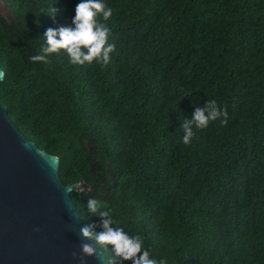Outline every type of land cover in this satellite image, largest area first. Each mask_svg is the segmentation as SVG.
I'll use <instances>...</instances> for the list:
<instances>
[{
    "label": "trees",
    "instance_id": "16d2710c",
    "mask_svg": "<svg viewBox=\"0 0 264 264\" xmlns=\"http://www.w3.org/2000/svg\"><path fill=\"white\" fill-rule=\"evenodd\" d=\"M3 2L0 105L64 186L93 189L70 194L80 223L103 230L95 198L167 264H264V0H104L107 67L28 59L47 29L74 27L80 0ZM209 99L227 125L185 145L182 119Z\"/></svg>",
    "mask_w": 264,
    "mask_h": 264
},
{
    "label": "water",
    "instance_id": "95a60500",
    "mask_svg": "<svg viewBox=\"0 0 264 264\" xmlns=\"http://www.w3.org/2000/svg\"><path fill=\"white\" fill-rule=\"evenodd\" d=\"M0 16L12 18L3 0ZM0 68V82L3 79ZM59 159L27 141L0 105V264H81L85 241L76 207L70 198L78 190L93 191L83 181L64 186ZM84 264H105L97 249Z\"/></svg>",
    "mask_w": 264,
    "mask_h": 264
},
{
    "label": "clouds",
    "instance_id": "9594fccd",
    "mask_svg": "<svg viewBox=\"0 0 264 264\" xmlns=\"http://www.w3.org/2000/svg\"><path fill=\"white\" fill-rule=\"evenodd\" d=\"M41 13L45 12L42 10ZM46 14L55 19L58 9L53 5ZM112 16L113 9L104 3V0H80L72 21L74 27L47 29L41 39L44 43L35 54L28 57L29 61L48 64L50 56L58 55L63 50L73 65L90 66L95 62L107 67L111 61V54L116 50L115 44L109 43L111 30L106 23ZM194 109L191 119H182L180 129L184 133L182 142L185 145L194 137V127L202 130L212 122L219 121L222 127L228 123L227 109H221L215 100L209 99L204 107L194 106ZM87 208L98 216L103 230L94 231L96 225L80 229L83 239L92 243L82 242L81 255L73 252L74 260L84 264L85 257H95L98 249L105 264H120L124 261H131L132 264H167L165 258L156 259L151 255L144 246L143 237L129 235L120 226L113 227L116 221L110 210L102 208L100 201L90 198ZM109 251L111 256L106 257L105 252Z\"/></svg>",
    "mask_w": 264,
    "mask_h": 264
}]
</instances>
